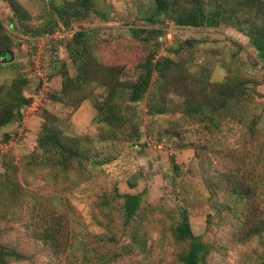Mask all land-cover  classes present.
<instances>
[{"label":"rangeland","instance_id":"rangeland-1","mask_svg":"<svg viewBox=\"0 0 264 264\" xmlns=\"http://www.w3.org/2000/svg\"><path fill=\"white\" fill-rule=\"evenodd\" d=\"M19 1L32 16L27 23L41 25L49 0ZM94 1L108 19L90 18V25L101 29L100 58L106 66L122 68L120 79H132L130 73L149 51L156 49L174 61L166 80H158L163 84L158 83L155 73L148 96L135 104L141 132L139 146H128V128H106L94 121L93 96L73 109L64 101H52L50 92L38 112L0 129V141L8 133L14 138L0 148V241L28 255L8 264H94L96 255H88L85 261L84 251L93 252L102 245L94 241V235L100 233L115 237L116 242L107 245L121 251L108 264H177V255L185 244L174 238L171 227L181 207L188 211L193 233L210 245L207 264H264V60L256 56L248 37L228 24L181 28L166 19L161 23L164 33L149 44L141 43L130 36L129 27H152L143 19L150 0ZM0 21L15 41L12 61L21 64L24 75L31 76L30 52L38 35L20 34L12 25L14 19L4 0H0ZM80 25L88 26L89 22H74L72 26L78 29ZM189 38L195 39L192 50L173 51L177 43ZM67 40H56L55 51L49 52L47 59L68 61ZM5 61L9 59L0 62ZM69 70L75 73L71 63ZM15 74L12 68H0V84L9 85ZM231 76L246 80L250 97L225 102V110L223 103L212 122L199 121L201 116L193 109L202 107L198 104L207 99L205 93L212 92V83ZM177 82L187 83L192 89L189 108L183 92L173 89ZM32 88L29 83L25 89ZM93 92L101 93L102 87ZM148 102L164 112L147 113ZM43 110L55 115L53 123L62 136H81V148L89 146L98 158L114 159L104 165L84 162L74 169L40 163L37 158L43 155L35 148ZM182 142H195L202 149L201 156L195 157L192 146L179 150ZM157 143L165 152L156 160L150 159L148 148H155ZM171 154L184 169L180 176L172 171ZM137 169L142 180L129 188L126 179ZM215 171L226 175L228 187L235 178L230 171L246 175V179H237L246 184L239 186L242 194L232 196L222 187L216 199L208 198L202 175ZM143 188L146 192L138 214L125 225L122 199L114 195L115 190L123 193ZM58 223L60 241L52 244L39 239L48 227Z\"/></svg>","mask_w":264,"mask_h":264},{"label":"trees","instance_id":"trees-1","mask_svg":"<svg viewBox=\"0 0 264 264\" xmlns=\"http://www.w3.org/2000/svg\"><path fill=\"white\" fill-rule=\"evenodd\" d=\"M4 1L8 3L14 19L12 25L17 27L20 34L26 36H39L45 33H53L57 29L71 28L74 22H89L88 26L80 25L73 36L64 42L68 61H53L50 57L44 60L45 65L48 67L49 76L52 78L53 76H59L61 79L59 87H52L48 95L52 92L49 95L52 101H64L65 104H71L73 109L79 107L82 101L93 96L96 109L94 121L106 128H128L126 142L129 147L137 146L141 138V132L137 125L135 104L148 96L155 73L157 81L166 80L167 70L174 61L172 57L166 55V53L156 57L158 53L156 49L155 51H149L144 60L135 65V70L130 73L129 78L132 79L122 80L120 79L121 67L106 66L101 61L98 51L99 42L101 41V29L97 26H91L90 18L95 15L102 21H108V19L103 11L95 6L94 0H60L59 2L49 0L48 10L43 15L44 21L38 26H30L27 23L29 19H32V16L19 0ZM150 2L149 9L143 12V19L152 27L142 28L134 25L129 27L130 36L133 39L147 44L156 40L160 34L164 33L161 23L166 19L171 20L177 27L181 28L196 29L228 24L246 35L256 56L260 60H264V0H150ZM193 41H195L194 38L185 39L177 43L172 49L177 53L184 52L185 49L192 50L194 48ZM14 46L15 41L12 34L5 30L0 21V55H5V59H9L11 57L9 50ZM53 48L50 50L51 53L55 51ZM51 53L49 56H51ZM29 61L31 64V60ZM68 62L74 67V74L70 72ZM0 68H12L16 71L9 85L0 84L1 129L8 123L21 119L22 109L30 101L25 96V88L32 79L31 76L29 78L20 71L21 64L17 61L0 62ZM158 83L163 84L160 81ZM212 85L211 90L213 93H205L204 96L207 99L198 104L202 107L193 109L195 114H200L199 121L212 122L213 117L219 112L217 110L223 103L224 106L222 107L225 110L229 101L250 97V87L247 86L246 80L240 77L231 76L220 82H214ZM96 87H102V92L95 94L93 89ZM173 89L183 92L186 107L189 108L192 103L190 95L194 97L190 86L187 83L177 82ZM48 95L46 102L48 101ZM227 101L228 104L225 105ZM245 109L247 110V107H244V112ZM146 112L155 115L164 112V109L148 102ZM42 115H44L42 129L36 137L35 148L43 155H39V151L36 153V155H39L37 160L40 163L56 165L63 169H74L75 166H82L84 162L85 164L104 165L114 159V156L98 158L96 154L91 153L89 146L81 148L79 145L82 140L81 136L75 135L68 138L62 136L61 130L54 126L55 115L48 111H44ZM9 137L10 133L3 140L9 139ZM190 146L193 147L195 157H200L199 151L202 149H199L195 142H182L178 145V149L181 150ZM170 163L174 174L180 176L184 169L175 154L170 155ZM137 165L138 163H136ZM140 173L141 171L137 169L126 179L129 188L136 187L138 182L142 180ZM229 174L235 176L231 187H228L227 183L229 181H225V174L215 171L210 175H202L209 193L208 198L216 199L218 194L222 192V187L226 188L225 190L228 193L230 192L232 196L242 194L239 188L246 184L237 181V179H240V177L246 179L247 176H239L237 171H230ZM145 192V188L136 192L123 193L115 190L114 195L122 199L121 208L125 225H129L135 219ZM206 217L209 218V214ZM57 225L59 223L54 227H48L39 239L52 244L60 241L62 234L58 232ZM171 230L174 238L185 244L183 251L177 255V264H207V258L211 251L210 245L199 235L193 233L187 209L180 208L179 218L173 223ZM252 233H257V229H254ZM94 238L95 242L102 245L97 250L94 249L93 252L85 248V261L89 260L88 255L93 254L97 257L94 264H108L121 255V251L114 250L107 245L108 242H116L115 237H107L105 234L100 233L95 234ZM120 248L123 249V246L120 245ZM27 256L26 253L20 252L14 246L3 244L0 241V264H8L11 260H22Z\"/></svg>","mask_w":264,"mask_h":264},{"label":"built area","instance_id":"built-area-1","mask_svg":"<svg viewBox=\"0 0 264 264\" xmlns=\"http://www.w3.org/2000/svg\"><path fill=\"white\" fill-rule=\"evenodd\" d=\"M77 30L76 27L57 29L53 33H45L39 36H36L34 43V50L31 54V82L33 86L32 89H25V96L30 99L29 103L24 106L22 109L21 118L29 116L39 111L47 100V95L50 89L52 88V77L48 74V67L45 65L44 60L49 56V52L53 47H56L54 43L60 38L70 39L73 36V33ZM163 48V47H162ZM161 53V52H160ZM158 52L156 57L160 55ZM17 134V133H14ZM16 136H19L16 135ZM20 138V136H19ZM8 140H14L13 136L10 133V137L7 140L1 139L0 148H4L6 143H9ZM154 143L153 141H151ZM161 145L163 143H160ZM156 144V146H161ZM153 146L155 144H152Z\"/></svg>","mask_w":264,"mask_h":264},{"label":"crops","instance_id":"crops-1","mask_svg":"<svg viewBox=\"0 0 264 264\" xmlns=\"http://www.w3.org/2000/svg\"><path fill=\"white\" fill-rule=\"evenodd\" d=\"M59 78H60L59 76H53V78H52V87L53 88L59 87V85H60V82H59L60 79ZM56 80H58V85H57ZM53 82H55L54 85H53ZM162 148L163 147H161V146H156L155 148L149 147L148 148V157L150 159H155V160L158 159L159 157H162L164 152H165Z\"/></svg>","mask_w":264,"mask_h":264},{"label":"water","instance_id":"water-1","mask_svg":"<svg viewBox=\"0 0 264 264\" xmlns=\"http://www.w3.org/2000/svg\"><path fill=\"white\" fill-rule=\"evenodd\" d=\"M9 54H11V57L9 58V61H12L14 59L13 55H12V51L9 50Z\"/></svg>","mask_w":264,"mask_h":264},{"label":"flooded vegetation","instance_id":"flooded-vegetation-1","mask_svg":"<svg viewBox=\"0 0 264 264\" xmlns=\"http://www.w3.org/2000/svg\"><path fill=\"white\" fill-rule=\"evenodd\" d=\"M0 56H1L0 57L1 60L6 58L5 55H0Z\"/></svg>","mask_w":264,"mask_h":264}]
</instances>
